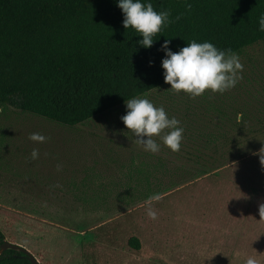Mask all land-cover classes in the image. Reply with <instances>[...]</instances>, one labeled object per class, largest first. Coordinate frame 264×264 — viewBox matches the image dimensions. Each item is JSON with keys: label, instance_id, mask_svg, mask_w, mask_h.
<instances>
[{"label": "rangeland", "instance_id": "374dc122", "mask_svg": "<svg viewBox=\"0 0 264 264\" xmlns=\"http://www.w3.org/2000/svg\"><path fill=\"white\" fill-rule=\"evenodd\" d=\"M238 55L243 70L235 87L203 94L213 105L203 95L175 92L192 102V117L200 119L194 130L183 132L185 143L177 152L159 137L160 150L153 154L136 143L120 119L126 104L80 125L77 130L85 136L97 135L82 144L81 156L102 161L94 179L77 181L83 187H54L52 178L33 170L42 162L30 166L24 152L6 150L0 140V230L5 240L29 250L40 264H245L249 256L264 264V218L259 215L264 199L257 201L244 190L257 188L264 195V150L219 169L215 179H195L192 169L199 164L184 154L192 148L190 140L264 124V41ZM36 117L0 108V128L70 131ZM147 180L152 191L164 189L151 203L155 219L147 215V200L127 205L126 198H143ZM230 189L244 197L232 198L233 211L225 202ZM55 192L57 196L50 195ZM77 198L105 200L86 208ZM132 236L140 239V251L129 247Z\"/></svg>", "mask_w": 264, "mask_h": 264}, {"label": "trees", "instance_id": "16d2710c", "mask_svg": "<svg viewBox=\"0 0 264 264\" xmlns=\"http://www.w3.org/2000/svg\"><path fill=\"white\" fill-rule=\"evenodd\" d=\"M150 2L157 12L169 10L174 22L153 37L150 48H144L137 43L142 37L123 27V13L116 0H0L2 112L13 107L23 114L77 127L123 106L130 98L167 85L161 67L164 52L160 50L166 39L171 41L173 52L195 40L209 41L218 49L237 54L264 41L257 23L264 14V0H191V10L185 9L183 0ZM177 16L179 20L174 19ZM202 97L210 104L205 95ZM174 105L173 112H166L170 118L187 120L193 116L192 102L177 99ZM190 142L192 148L184 154L199 164L192 169V176L215 179L230 163L264 150V124ZM146 185L143 198H126L127 205L164 190L152 191L149 180ZM244 190L257 201L264 199L257 188ZM239 194L229 190L227 210L235 209L232 198H244ZM77 199L86 208L105 200ZM4 241L0 230V246ZM128 244L135 251L142 248L136 236ZM0 264L32 263L26 254L7 250L0 256Z\"/></svg>", "mask_w": 264, "mask_h": 264}, {"label": "clouds", "instance_id": "9594fccd", "mask_svg": "<svg viewBox=\"0 0 264 264\" xmlns=\"http://www.w3.org/2000/svg\"><path fill=\"white\" fill-rule=\"evenodd\" d=\"M116 3L123 13V27L138 33L142 39L137 43L144 48H150L154 43L153 37L174 22L170 19L169 10L155 11L150 0H116ZM183 4L186 10H191V0H183ZM174 19L179 20L180 17ZM257 23L258 30L264 32V14L258 17ZM170 43L166 39L161 45L160 50L164 52L161 67L165 83L177 93L183 91L190 97L201 96L205 90L223 93L235 87L241 78L243 65L239 55L231 49L221 50L209 41L199 43L192 40L173 52L169 47ZM151 64L152 61H149V65ZM126 109V114L120 119L131 131L136 143L146 151L156 153L160 150L155 137H159L171 151L180 150L184 129L179 126L180 121L175 117L170 118L162 106H155L147 98H130L126 102ZM29 139L43 143L46 137L40 133H32ZM38 155V150L34 148L31 159H37ZM159 199V194H153L146 201L147 215L152 219L156 218V212L151 203ZM259 215L264 218V204L259 207ZM245 264H258V261L249 256Z\"/></svg>", "mask_w": 264, "mask_h": 264}, {"label": "crops", "instance_id": "0c3cea01", "mask_svg": "<svg viewBox=\"0 0 264 264\" xmlns=\"http://www.w3.org/2000/svg\"><path fill=\"white\" fill-rule=\"evenodd\" d=\"M169 87L170 85L167 84L164 87L151 91L139 98H147L155 106H162L166 112H173L171 109L176 108V105H174L176 100L182 99L183 101L184 98L175 96V91L169 89ZM182 106L184 107L185 105ZM36 119L45 121L41 120L39 117H36ZM176 119L180 121L179 126L183 127L184 131L188 132L195 129L193 128L194 123L200 122V119H193L192 116H190V118L187 120L180 118ZM53 125L58 126L55 124ZM81 127L82 126L73 128L61 127L66 128L70 131H60L57 129L12 131L0 128V140H2L1 143L4 145L6 150L15 149L24 152V155H26L24 158H26V161L30 163V166L32 162H35L37 164L39 162H42L39 166L35 165L33 167V170L41 172V178H52V180H54L55 182V184H52L54 187L60 185L59 183H61L62 186L67 185L70 188H73V186L83 187L84 185H81V183L78 184L77 181L94 179L97 174L96 165L98 162L102 161H99L94 154V158H92V161L90 160V155L87 153L84 154V157L81 156L82 152L80 150L82 148H86L82 144H87V142L89 143L90 139L97 137L94 132L90 133L91 136H85L82 132L79 131ZM32 133H40L41 135L46 137V140L43 143L34 142L29 139ZM134 141H136L135 137ZM34 148L37 149L39 153L38 158L35 160L31 159V152ZM114 153L115 152H112V154ZM101 154L102 153L100 152L96 155ZM149 154L153 153L149 152ZM110 158V161L113 160L111 157V153ZM42 185L44 187L47 186L45 184ZM57 193L58 192H55L50 195L57 196ZM70 193L71 196H77V194L72 191H70ZM44 196L47 195L44 194Z\"/></svg>", "mask_w": 264, "mask_h": 264}, {"label": "water", "instance_id": "95a60500", "mask_svg": "<svg viewBox=\"0 0 264 264\" xmlns=\"http://www.w3.org/2000/svg\"><path fill=\"white\" fill-rule=\"evenodd\" d=\"M7 250H14V251L22 252L26 254V256L28 257V259L30 260L32 264H40L38 259H36V257L29 250H27L26 248L20 245L9 243L5 240L0 246V256Z\"/></svg>", "mask_w": 264, "mask_h": 264}]
</instances>
